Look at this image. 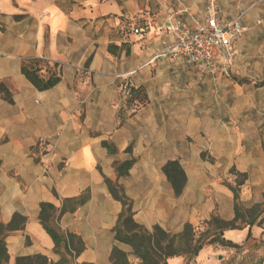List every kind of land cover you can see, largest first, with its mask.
<instances>
[{"label":"crops","instance_id":"crops-1","mask_svg":"<svg viewBox=\"0 0 264 264\" xmlns=\"http://www.w3.org/2000/svg\"><path fill=\"white\" fill-rule=\"evenodd\" d=\"M209 1L0 0V223L27 221L5 239L8 264L33 255L57 262L40 205L59 209L80 196L58 222L83 243L74 263L112 264L118 248L139 264L115 240L122 204L107 181L124 189L137 224L173 234L186 224L200 230L212 215L232 220L238 182L243 207L263 202L264 0H216V17L246 28L226 73L157 58L172 42L157 29L174 18L202 22ZM31 60L46 62L40 73H57L56 85L35 88L21 72ZM137 92L145 100L127 107ZM132 159L118 177L114 164ZM176 161L186 180L177 196L162 171Z\"/></svg>","mask_w":264,"mask_h":264},{"label":"trees","instance_id":"trees-1","mask_svg":"<svg viewBox=\"0 0 264 264\" xmlns=\"http://www.w3.org/2000/svg\"><path fill=\"white\" fill-rule=\"evenodd\" d=\"M109 50L112 51L113 48L110 47ZM45 64L48 65L43 60H31L21 68L25 77L40 91L52 88L59 81V76L55 72L47 78L42 76L40 72ZM0 90L2 91L1 87ZM140 93H134L127 99L126 106L128 107L135 100L144 101L145 96ZM103 145L109 153L116 152L113 145L106 142ZM133 163L134 160L132 159L114 164L118 177L127 176ZM162 171L167 175L175 195L181 194L186 180L179 163L177 161L168 162L163 166ZM242 182L236 183L235 187H230L235 201V216L232 220L227 221L212 215L207 222L202 224L204 228L202 233H199L197 228L186 224L178 234H173L158 226L146 230L137 224L133 218L132 203L126 197L124 189L115 182L107 181L112 198L122 204V210L114 228L115 240L131 248L132 254L138 259L139 264H168L169 259L179 256H184L185 264H190L204 247L211 244L219 245L222 248L238 249L240 245L232 244L224 238V231H237L245 228L249 230L254 224L259 227L264 226V196L263 202L254 204L250 208L243 207L238 200ZM85 200V196L64 200L59 209L49 203L40 205L38 221L53 241L54 253L59 257L57 262H52L41 255H33L31 257H17L14 264H75V258L84 250L81 238L76 234L61 231L58 222L62 214L73 213ZM26 222L23 216L15 214L9 223H0V264L8 262L6 237L15 231H22ZM110 262L112 264H131L128 262L126 253L118 248L113 249Z\"/></svg>","mask_w":264,"mask_h":264},{"label":"built area","instance_id":"built-area-1","mask_svg":"<svg viewBox=\"0 0 264 264\" xmlns=\"http://www.w3.org/2000/svg\"><path fill=\"white\" fill-rule=\"evenodd\" d=\"M206 9L202 22L194 21L190 25L174 18L167 27L157 29L159 34H170L172 40L159 52L158 59L179 61L195 67L200 74L207 70L211 74L228 71L237 56L235 43L246 32V28L238 19L224 22L216 17V0H210ZM149 30L150 26L146 25L138 32ZM218 60L220 65L213 68Z\"/></svg>","mask_w":264,"mask_h":264},{"label":"rangeland","instance_id":"rangeland-1","mask_svg":"<svg viewBox=\"0 0 264 264\" xmlns=\"http://www.w3.org/2000/svg\"><path fill=\"white\" fill-rule=\"evenodd\" d=\"M203 230L201 226L198 231L202 233ZM223 236L235 245L240 238L238 242L240 247L233 249L222 248L216 244L208 245L199 252L192 264H205L210 256H214L213 264H264V226L254 224L249 230L246 228L237 231L226 230ZM169 261V264H185L181 257L171 258Z\"/></svg>","mask_w":264,"mask_h":264}]
</instances>
